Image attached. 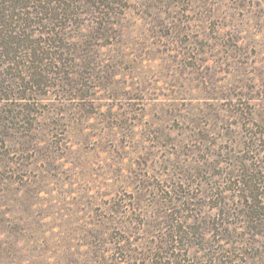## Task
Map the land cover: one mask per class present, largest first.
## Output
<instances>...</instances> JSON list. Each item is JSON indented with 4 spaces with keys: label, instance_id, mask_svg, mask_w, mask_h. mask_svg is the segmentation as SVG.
Returning <instances> with one entry per match:
<instances>
[{
    "label": "rangeland",
    "instance_id": "1",
    "mask_svg": "<svg viewBox=\"0 0 264 264\" xmlns=\"http://www.w3.org/2000/svg\"><path fill=\"white\" fill-rule=\"evenodd\" d=\"M0 264H264V0H0Z\"/></svg>",
    "mask_w": 264,
    "mask_h": 264
},
{
    "label": "trees",
    "instance_id": "2",
    "mask_svg": "<svg viewBox=\"0 0 264 264\" xmlns=\"http://www.w3.org/2000/svg\"><path fill=\"white\" fill-rule=\"evenodd\" d=\"M2 13V12H1Z\"/></svg>",
    "mask_w": 264,
    "mask_h": 264
}]
</instances>
